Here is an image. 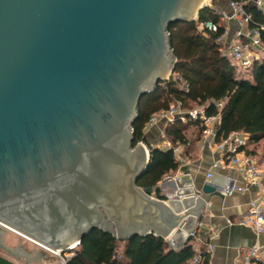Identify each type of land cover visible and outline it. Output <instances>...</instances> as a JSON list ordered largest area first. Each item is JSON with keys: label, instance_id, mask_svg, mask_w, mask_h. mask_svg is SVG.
Here are the masks:
<instances>
[{"label": "water", "instance_id": "water-1", "mask_svg": "<svg viewBox=\"0 0 264 264\" xmlns=\"http://www.w3.org/2000/svg\"><path fill=\"white\" fill-rule=\"evenodd\" d=\"M206 5L0 0V223L62 253L96 228L175 249L191 240L205 196L225 195L184 176L158 185L173 187L166 200L139 186L151 149L134 144L133 123L174 71L170 24Z\"/></svg>", "mask_w": 264, "mask_h": 264}, {"label": "trees", "instance_id": "trees-1", "mask_svg": "<svg viewBox=\"0 0 264 264\" xmlns=\"http://www.w3.org/2000/svg\"><path fill=\"white\" fill-rule=\"evenodd\" d=\"M215 1L202 8L196 20L170 24L171 45L177 62L172 75L141 98L138 117L133 123L135 145L147 141L145 129L151 118L177 102L186 109L207 106V114H219L217 140L226 138L233 130L247 132L251 142L264 139V54L253 66L251 78L243 76L216 41L225 27L214 8ZM245 7L252 15L249 26H264V12L252 3ZM209 21L219 25L218 31L205 27ZM261 38L264 45V29ZM200 53H203L204 67L197 69L192 61ZM219 101L223 102L221 108L215 104ZM192 125L197 126L176 120L166 125L163 137L172 144H187ZM178 167L173 149L153 147L149 166L138 185L155 188L157 197L165 199L158 184ZM120 242L124 243L122 252L119 251ZM197 252L190 241L175 249L165 238L154 233L118 239L112 233L96 228L83 237L66 264H192ZM256 264H264V261L256 260Z\"/></svg>", "mask_w": 264, "mask_h": 264}, {"label": "crops", "instance_id": "crops-1", "mask_svg": "<svg viewBox=\"0 0 264 264\" xmlns=\"http://www.w3.org/2000/svg\"><path fill=\"white\" fill-rule=\"evenodd\" d=\"M214 8L220 11H230L229 0H216ZM237 28H239L237 22L233 21L229 24L226 44L231 41ZM165 125L166 122L162 120L147 125L145 136L149 145L153 144L155 147H160V141L157 140H159L160 135L164 136ZM188 137L187 144L171 143L173 147L178 148L177 152L173 151L179 161V167L175 172L165 176L163 180L172 181L184 176L191 182L193 181L197 187L209 180L221 192L228 188L233 181L243 184L240 172L232 165L220 167L208 177L210 167L214 161L219 159L220 153L215 145L211 144V137L203 135L202 129L198 125L190 127ZM202 143H204L203 147L201 146ZM160 148L169 150L162 146ZM246 150L260 163L264 162V139L259 142H250ZM165 188L166 193L168 188L173 187L166 185ZM259 191L258 186H248L244 191H233L225 197L205 196L206 204L200 212L194 229L195 234L190 240L198 252L206 249L209 243L213 244V253L205 264H236L242 248L264 243L263 233H257L250 225L242 223L248 218L250 202L259 195ZM152 195L158 198L155 188ZM166 199L167 197L164 200ZM48 258L49 255L44 256L43 260L45 261H42V264H65L58 255L51 256V259Z\"/></svg>", "mask_w": 264, "mask_h": 264}, {"label": "built area", "instance_id": "built-area-1", "mask_svg": "<svg viewBox=\"0 0 264 264\" xmlns=\"http://www.w3.org/2000/svg\"><path fill=\"white\" fill-rule=\"evenodd\" d=\"M261 0H229L230 11H220L221 23L224 24L225 31L216 38L217 43L221 45L222 51L231 58L232 62L240 69L251 74L253 66L264 54V45L262 43L261 32L264 26L250 27L252 15L247 11L246 4L253 3L259 7ZM232 21L239 25L234 32L231 41L226 44V35L228 26ZM205 27L210 31H218L219 25L214 22H206ZM184 85V84H183ZM184 87V86H183ZM218 108L223 105L222 101L215 103ZM207 106H198L191 109L183 107L181 102L175 103L170 109L156 113L148 124H154L158 121H165L166 125L180 120L183 123H196L201 129L202 134L211 137V144H214L220 153L219 159L214 161L208 172L210 177L216 169L220 167L234 166L240 172L243 178V184L233 181L231 185L223 191L224 195H229L233 191H244L248 186H258L259 195L250 202L249 216L242 221L250 225L257 233L264 234V162L260 163L255 157L246 150L251 142L250 136L245 131L233 130L226 138L216 139L219 129L220 115H209L206 112ZM141 143L144 142L141 141ZM204 146V143L201 144ZM155 147L147 146L148 149ZM163 148L173 149L177 152L178 148L173 147L170 141L165 140ZM194 236L195 230L192 233ZM214 246L209 243L206 249L196 253L192 264H205L213 253ZM54 254L60 256L66 264L67 260L74 256L73 249L67 252L54 251ZM256 260H264V243L255 244L251 247H244L240 250L236 264H254Z\"/></svg>", "mask_w": 264, "mask_h": 264}, {"label": "rangeland", "instance_id": "rangeland-1", "mask_svg": "<svg viewBox=\"0 0 264 264\" xmlns=\"http://www.w3.org/2000/svg\"><path fill=\"white\" fill-rule=\"evenodd\" d=\"M204 3L208 4V5H213L212 0H206V1L204 0ZM234 22H236V21H234ZM202 57H203V53H200L199 56L192 61V64L195 68L200 69V68L204 67V65L202 63ZM241 72H242L243 76L251 78L250 77L251 74L249 72L244 71V70H241ZM196 107H198V106H196ZM184 124H186V123H184ZM165 127H166V125H165ZM163 132H164V130H163ZM163 135H164V133H163ZM165 140L166 139H164V137H162L160 135L159 140H157V141H160V144H161L160 147L163 146ZM151 143H153V142H151ZM144 145L146 147L147 146L149 147V144L147 141L144 142ZM162 181H166V180H162ZM162 181L159 182V184L162 183ZM160 189H161L162 193H165V189H166L165 187L160 186ZM0 241L9 248V250H6L5 248L0 246V254L4 255L6 257H9L10 259H13L14 261L17 262V264H42V261H45V260H43V257L40 256V252H43V251L47 255H49L48 259H51V256H53V255L57 256L52 251L44 249L43 247L36 244L35 242L28 240L27 238H24L15 232H12L8 229L2 230L1 226H0ZM123 245H124L123 242L119 243V251L120 252H122V250H123ZM77 248H78V246H76L73 249V251H75ZM28 258H30V259L32 258V260L30 262H28Z\"/></svg>", "mask_w": 264, "mask_h": 264}, {"label": "bare ground", "instance_id": "bare-ground-1", "mask_svg": "<svg viewBox=\"0 0 264 264\" xmlns=\"http://www.w3.org/2000/svg\"><path fill=\"white\" fill-rule=\"evenodd\" d=\"M205 1H206V0H205ZM0 224H2V223H0ZM2 225H3L5 228H7L8 230H10V231H12V232H15V233L19 234L20 236H22V237H24V238H27L28 240H31V241L35 242L36 244L42 246L43 248H46L45 246H43L42 244H40L39 242H37V241L34 240L33 238H31V237H29L28 235H26L25 233H23V232H21V231L15 229V228H13V227H11V226H9V225H5V224H2ZM46 249H49V250L52 251V252H54V251L58 252V250H59V249L57 250V249H53V248H46Z\"/></svg>", "mask_w": 264, "mask_h": 264}, {"label": "flooded vegetation", "instance_id": "flooded-vegetation-1", "mask_svg": "<svg viewBox=\"0 0 264 264\" xmlns=\"http://www.w3.org/2000/svg\"><path fill=\"white\" fill-rule=\"evenodd\" d=\"M2 224H0V226H1ZM3 226V225H2ZM4 227V226H3ZM5 228V227H4ZM7 229V228H6ZM0 246L1 247H3V248H5L6 250H9V248L6 246V245H4L1 241H0ZM45 249V248H44ZM11 251V250H10ZM13 252V251H12ZM47 254L43 251V252H40V256L41 257H44V256H46ZM13 260V259H12ZM32 260V258L30 259V258H28V262H30ZM16 262V261H15ZM16 264H17V262H16Z\"/></svg>", "mask_w": 264, "mask_h": 264}]
</instances>
